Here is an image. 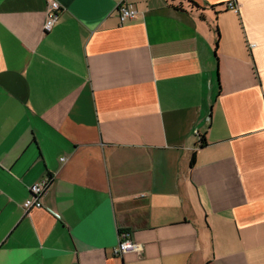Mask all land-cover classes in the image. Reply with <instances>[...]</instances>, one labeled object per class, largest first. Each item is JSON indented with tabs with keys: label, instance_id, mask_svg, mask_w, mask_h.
Returning a JSON list of instances; mask_svg holds the SVG:
<instances>
[{
	"label": "crops",
	"instance_id": "obj_1",
	"mask_svg": "<svg viewBox=\"0 0 264 264\" xmlns=\"http://www.w3.org/2000/svg\"><path fill=\"white\" fill-rule=\"evenodd\" d=\"M48 1L0 0V264H264V0H54L44 34Z\"/></svg>",
	"mask_w": 264,
	"mask_h": 264
},
{
	"label": "built area",
	"instance_id": "obj_2",
	"mask_svg": "<svg viewBox=\"0 0 264 264\" xmlns=\"http://www.w3.org/2000/svg\"><path fill=\"white\" fill-rule=\"evenodd\" d=\"M225 7L227 10L232 11L233 13L238 12L237 6L233 2L226 4ZM59 10L60 7L56 1L49 0L47 2L45 21L43 24L44 34H48L52 30L55 22L57 21ZM118 16L120 22H125L127 20L133 19L136 16V12L133 9L128 8L127 6L122 5L118 8ZM61 161H63V159ZM50 183L51 180L49 178H43L38 183L30 187V196L22 205L25 213L29 212V210L34 208H41V200L47 193ZM142 251L143 246L141 244L134 243L133 241H131L127 233L122 232L119 234L118 244L114 250V254L116 256H122L126 253H135L137 255H140Z\"/></svg>",
	"mask_w": 264,
	"mask_h": 264
},
{
	"label": "trees",
	"instance_id": "obj_3",
	"mask_svg": "<svg viewBox=\"0 0 264 264\" xmlns=\"http://www.w3.org/2000/svg\"><path fill=\"white\" fill-rule=\"evenodd\" d=\"M176 2H178V5L173 6V8L176 11H178V12H183V6L189 8V9H192V10H196V11H203L202 8H200L196 3L192 2V1H189V0H176ZM210 9L213 11V10H215V7H211ZM200 18L203 19L202 16H200ZM215 30H216V35H217V39H218L219 38V33H218L217 28H215ZM217 41H216L215 47L217 45ZM197 145H198L199 148H203L206 145V142H205L204 138H200V140L197 143ZM194 160H195V155L192 154L191 159H190V166H192L194 164ZM123 233H127V232L123 231Z\"/></svg>",
	"mask_w": 264,
	"mask_h": 264
}]
</instances>
